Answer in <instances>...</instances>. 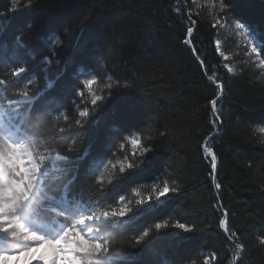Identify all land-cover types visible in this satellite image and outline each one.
I'll return each instance as SVG.
<instances>
[{
  "label": "trees",
  "instance_id": "obj_1",
  "mask_svg": "<svg viewBox=\"0 0 264 264\" xmlns=\"http://www.w3.org/2000/svg\"><path fill=\"white\" fill-rule=\"evenodd\" d=\"M12 3L0 0V11L6 13L0 43L11 51L17 35L32 23V35L25 37L27 49L23 51L35 57L34 73H41L40 62L49 53L53 61L60 59L48 70V79L55 81L53 87L46 88L43 79L38 84L44 94L37 107L46 105L51 116L41 124L33 111L41 144L60 136L59 127L73 133H65L67 139L59 145L62 152L50 161L49 204L65 198L69 204L86 208L90 183L86 174L97 163L99 168L111 166L109 160L118 165L125 155L130 156L132 148L125 137L136 133L142 146L155 151L143 174H131L115 189L108 185L109 179L104 181L110 190L103 206L113 203V197L118 200L117 193L132 198L133 187L147 194L157 182L154 177L176 187L177 193H170L154 213L134 218L132 224L126 218L111 221L118 230L105 236L113 241L111 248L117 254L127 257L120 264H205L206 257L210 264H229L236 254L235 243L244 246L238 264H264V245L259 243L264 238V144L253 130L263 117L264 91L247 74L232 75L223 67L215 46L217 29L212 28L207 11L195 7L192 0H46L36 7L19 0L17 12H9ZM189 13L195 26L189 22ZM225 17L264 33V0H230ZM190 26L194 27L192 46L184 43ZM10 67L0 64V75ZM88 71L97 79L94 92L105 100L98 120L78 129L75 106L70 110L65 106L71 102L78 72ZM209 76L225 86L218 103L222 113L218 133H214L209 103L217 89ZM85 78L91 76H80L81 85ZM33 85L37 86L35 79ZM2 109L11 122L17 117L7 102ZM206 137L217 155L219 190L210 175L211 158L202 147ZM121 143L126 151L119 148ZM38 151L48 154L43 147ZM222 218L228 231L220 227ZM163 221L168 227L150 244L137 246L131 239L139 234L130 230L133 227L142 230ZM121 222L129 230L120 229ZM176 223H185L193 231L184 233L175 228ZM232 231L237 234L234 241L228 239ZM180 237L184 239L177 247L175 241Z\"/></svg>",
  "mask_w": 264,
  "mask_h": 264
},
{
  "label": "snow or ice",
  "instance_id": "obj_2",
  "mask_svg": "<svg viewBox=\"0 0 264 264\" xmlns=\"http://www.w3.org/2000/svg\"><path fill=\"white\" fill-rule=\"evenodd\" d=\"M19 0H13L9 12L17 10ZM46 0H28L29 7L43 6ZM213 8L217 13L227 15V9L230 7V0H211ZM6 13L0 11V35L6 29L4 17ZM189 22L195 26L196 21L192 19L191 13L188 16ZM230 19V18H229ZM231 27L229 20H223L222 17L215 19L212 28ZM34 25L29 23L27 31L22 32L15 38V45L9 51L7 45L0 43V64L10 65V71L3 72L0 75V107L7 102L14 107L17 117L12 122L0 120V235L5 239L0 242V260H6L9 256H15L20 264H120L121 261H127V257L117 254L115 249L111 248L112 240L106 238L105 233H112L118 230L117 223H111L114 218H126L129 224L135 219H141L148 214L154 213L161 206V202L170 198L169 194L177 193L176 187H170L167 182L162 186H157L154 182L147 194H142L139 188L133 187V197L129 198L124 194L118 195V200L113 197V203L103 206V202L108 200V191L105 185L103 173L95 175L99 169V163L94 169H91L86 178L90 182L87 186L88 197L84 201L86 208L84 211L73 213L65 209H57L49 204L50 200V182L51 168L50 161L62 152L60 141L66 140L73 133L64 127H59L60 136L49 137V140L41 144V137L35 131L37 124L33 122V111L38 114L36 119L43 124L51 116L48 107H37V102L44 94V90L38 87L39 79L46 82V88L53 87L55 81L48 79V70L53 64H59L60 59L55 61L50 58L52 53L44 56L41 64V73L33 71L34 56L27 49L25 37H31ZM234 29L239 31L246 40V51L244 55L251 62L253 57L258 61L257 67L264 68V33L257 32L255 28L245 22H235ZM194 27L187 28V35L184 43L192 46V36ZM60 41L57 38V44ZM216 51L224 56L220 50V41H215ZM193 55H196V48L192 47ZM26 56L28 58H26ZM200 60L201 67H204V61ZM225 61L227 57L224 56ZM228 73L233 72L227 62L223 64ZM33 73L32 76H28ZM80 76H91L79 83ZM36 85H33V80ZM209 80L216 85V94L212 100L211 113L216 123L221 119V110L218 103L224 94V84L214 76H209ZM78 83L74 85V92L70 97V104L66 105L67 109L73 106L76 108L78 118L74 117V126L83 129L89 121L98 120V110L103 107L104 96L97 95L93 90V85L97 83L95 75L91 71L78 72ZM111 85H107L111 91ZM15 91H12L14 90ZM87 90V93L84 90ZM90 96V100L89 97ZM91 105V107H89ZM60 115H65L60 112ZM67 119V117L65 116ZM18 120V122H17ZM69 127H73L71 124ZM52 128H57L52 124ZM114 131H118L114 129ZM264 133V127L258 129ZM118 139V138H117ZM126 142L132 147V154L125 155L124 159L119 162L118 172L115 171L117 164L111 163L114 170L108 180L111 189H115L119 182L127 179L131 174L141 175L149 163V156L154 153L153 148L141 145L138 136L129 134L125 137ZM202 145L206 156L211 157L212 173L210 174L215 188L219 190L221 184L216 182V170L218 167L217 155L207 143ZM264 143V141H262ZM38 147H43L45 153L38 151ZM120 149H125V144H119ZM69 152L72 148L68 149ZM126 151V149H125ZM115 155V154H114ZM102 162V161H101ZM108 167L107 164L104 165ZM67 175V170H65ZM75 181V177H71ZM159 177H154L158 181ZM94 181V182H93ZM166 198V199H162ZM77 199H79L77 197ZM133 199L135 200L133 204ZM220 227L228 231L226 219L219 221ZM95 225V227L93 226ZM168 227V222H157L154 226L133 227L130 230L138 231V235L131 237L137 246H146L151 243L154 236L161 229ZM120 229L129 230L128 225L120 223ZM175 228L182 230L184 233H191L193 229L185 223H176ZM179 236V233L174 234ZM236 232L232 231L228 235L230 241L236 238ZM184 237L176 239L177 247L182 243ZM259 243L264 245V238L259 239ZM236 254L229 264H238L237 257L243 252L244 246L241 243L234 244ZM205 264H208L205 261Z\"/></svg>",
  "mask_w": 264,
  "mask_h": 264
},
{
  "label": "rangeland",
  "instance_id": "obj_3",
  "mask_svg": "<svg viewBox=\"0 0 264 264\" xmlns=\"http://www.w3.org/2000/svg\"><path fill=\"white\" fill-rule=\"evenodd\" d=\"M192 2L195 4V7H198L199 9H205L213 23L215 22V19L221 18V17H222V22L223 20H229V22L232 25L231 27L226 26L224 28H220V27L216 28L217 29L216 40L220 41V45H219L220 50L224 53V56L228 58L227 61H225L224 56H221L220 54L219 55L221 56L224 63L227 62L230 67H233V72L229 74L234 75L236 73H245L248 75L250 80L254 81V83H256L264 91V68L257 67L258 61L255 59V57H253V60L250 62L248 60V57L244 55V52L246 51L247 42L245 38L240 34V32L234 29V23L236 21L225 17L224 15H222V13L218 14L217 9L213 8L212 6L211 0H192ZM215 46L217 48L216 43H215ZM0 120L11 122L8 116L6 115V113H4L2 107H0ZM218 125L219 124L217 122L216 126L215 127L213 126L214 133H218L219 131ZM260 127H264V113H263V117L261 118V122L253 127L255 135L262 142L264 141V133H261L258 131ZM131 135L138 136L140 138V136L136 133H132ZM208 157L211 158L210 156ZM118 169H119V164L117 165V168L115 169V171H118ZM96 171H97V176H99L102 172L104 181H106L111 177L114 170L109 165L108 167H105L104 165H102ZM156 184L157 186H162L163 182L161 180H158ZM64 200L65 198H63V201ZM51 206L55 207L54 202H53V205ZM55 208L65 209L68 212L73 213V215L85 210V208H82V207H79L80 209H76V208H73L72 206H68L65 204H61L60 206H56ZM93 226L95 227V225ZM4 239L5 237L3 235H0V242H3ZM13 257L15 256H9L6 260H0V264H10V261L12 260ZM205 261H207L208 264L211 263V259L208 257L205 258Z\"/></svg>",
  "mask_w": 264,
  "mask_h": 264
},
{
  "label": "bare ground",
  "instance_id": "obj_4",
  "mask_svg": "<svg viewBox=\"0 0 264 264\" xmlns=\"http://www.w3.org/2000/svg\"><path fill=\"white\" fill-rule=\"evenodd\" d=\"M10 264H20V262L16 259V257H13L12 260L10 261Z\"/></svg>",
  "mask_w": 264,
  "mask_h": 264
}]
</instances>
